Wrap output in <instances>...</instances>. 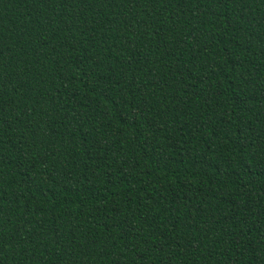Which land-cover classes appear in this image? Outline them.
I'll return each instance as SVG.
<instances>
[{"label":"trees","instance_id":"obj_1","mask_svg":"<svg viewBox=\"0 0 264 264\" xmlns=\"http://www.w3.org/2000/svg\"><path fill=\"white\" fill-rule=\"evenodd\" d=\"M0 264H264V0H0Z\"/></svg>","mask_w":264,"mask_h":264}]
</instances>
